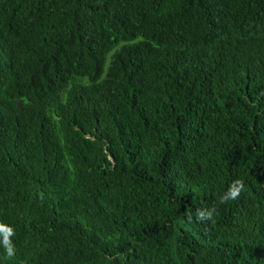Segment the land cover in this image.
Returning <instances> with one entry per match:
<instances>
[{
  "label": "trees",
  "instance_id": "trees-1",
  "mask_svg": "<svg viewBox=\"0 0 264 264\" xmlns=\"http://www.w3.org/2000/svg\"><path fill=\"white\" fill-rule=\"evenodd\" d=\"M0 223V264H264V0H0Z\"/></svg>",
  "mask_w": 264,
  "mask_h": 264
},
{
  "label": "clouds",
  "instance_id": "clouds-1",
  "mask_svg": "<svg viewBox=\"0 0 264 264\" xmlns=\"http://www.w3.org/2000/svg\"><path fill=\"white\" fill-rule=\"evenodd\" d=\"M246 191L245 182L242 179H236L229 184L227 190L223 193L218 195V202L219 204H226L229 201H234L239 199L242 192ZM217 213V208L215 206L211 208H201L197 209L195 213V219L198 222H208L211 221L212 224H215V215ZM187 221L191 223L193 221V216L191 213L187 214ZM14 230L2 223H0V243H2L6 254L9 257L15 255V246L12 242L11 237L14 235Z\"/></svg>",
  "mask_w": 264,
  "mask_h": 264
}]
</instances>
